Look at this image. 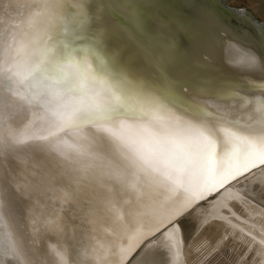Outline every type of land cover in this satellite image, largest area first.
<instances>
[{"label": "snow or ice", "instance_id": "obj_1", "mask_svg": "<svg viewBox=\"0 0 264 264\" xmlns=\"http://www.w3.org/2000/svg\"><path fill=\"white\" fill-rule=\"evenodd\" d=\"M240 44L216 0H0L18 264H159L173 227L264 173V43Z\"/></svg>", "mask_w": 264, "mask_h": 264}, {"label": "bare ground", "instance_id": "obj_2", "mask_svg": "<svg viewBox=\"0 0 264 264\" xmlns=\"http://www.w3.org/2000/svg\"><path fill=\"white\" fill-rule=\"evenodd\" d=\"M182 223L184 233L173 227L164 241L159 264H264V173L210 198ZM22 236L27 239L26 230ZM13 244L0 228V264H18Z\"/></svg>", "mask_w": 264, "mask_h": 264}, {"label": "water", "instance_id": "obj_3", "mask_svg": "<svg viewBox=\"0 0 264 264\" xmlns=\"http://www.w3.org/2000/svg\"><path fill=\"white\" fill-rule=\"evenodd\" d=\"M219 7L225 13L228 23L235 34L241 38V44H248L259 49L264 43V23L258 21L249 11L228 7L223 0H216Z\"/></svg>", "mask_w": 264, "mask_h": 264}, {"label": "rangeland", "instance_id": "obj_4", "mask_svg": "<svg viewBox=\"0 0 264 264\" xmlns=\"http://www.w3.org/2000/svg\"><path fill=\"white\" fill-rule=\"evenodd\" d=\"M226 2L229 7L237 9H246L258 21L264 23V0H226Z\"/></svg>", "mask_w": 264, "mask_h": 264}]
</instances>
